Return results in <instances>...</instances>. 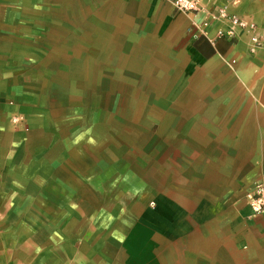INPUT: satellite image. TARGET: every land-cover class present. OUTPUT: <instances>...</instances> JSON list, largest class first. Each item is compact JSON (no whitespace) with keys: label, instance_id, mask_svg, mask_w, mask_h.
Returning a JSON list of instances; mask_svg holds the SVG:
<instances>
[{"label":"crops","instance_id":"obj_1","mask_svg":"<svg viewBox=\"0 0 264 264\" xmlns=\"http://www.w3.org/2000/svg\"><path fill=\"white\" fill-rule=\"evenodd\" d=\"M201 8L0 0V264H264V48L206 37L264 0Z\"/></svg>","mask_w":264,"mask_h":264},{"label":"built area","instance_id":"obj_2","mask_svg":"<svg viewBox=\"0 0 264 264\" xmlns=\"http://www.w3.org/2000/svg\"><path fill=\"white\" fill-rule=\"evenodd\" d=\"M175 9L183 14L196 15L202 10V0H170ZM219 16L227 22V30H219L214 38L207 39L213 43L217 39L227 38L233 39L236 37V32L243 31L247 34L250 43V54L256 53L259 49L264 48V38L259 35L257 26L251 21L229 15L220 11ZM244 201L250 209V217L255 218L264 215V173L255 181L244 194Z\"/></svg>","mask_w":264,"mask_h":264},{"label":"rangeland","instance_id":"obj_3","mask_svg":"<svg viewBox=\"0 0 264 264\" xmlns=\"http://www.w3.org/2000/svg\"><path fill=\"white\" fill-rule=\"evenodd\" d=\"M81 2H82V0H81ZM72 15H73V14H70V15H68V16H69V17H72ZM256 26H257V25H256ZM257 30H258V33H259V35H260V32H259L258 27H257ZM18 121H19V120L16 119V122H17V123H18Z\"/></svg>","mask_w":264,"mask_h":264}]
</instances>
